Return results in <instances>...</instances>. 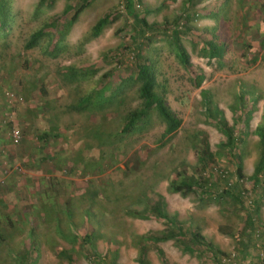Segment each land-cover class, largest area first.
<instances>
[{
	"label": "rangeland",
	"instance_id": "374dc122",
	"mask_svg": "<svg viewBox=\"0 0 264 264\" xmlns=\"http://www.w3.org/2000/svg\"><path fill=\"white\" fill-rule=\"evenodd\" d=\"M83 1L0 0V264H66L59 249L75 264H138L143 245L149 264H208L172 240H145L169 226L138 215L158 196L173 220L198 226L215 248L234 253L233 264H264L257 250L264 246V193L255 197L260 208L251 220V229L261 227L257 236L259 228H244L242 210L253 214V202L242 206L230 190L238 181L235 161L241 159L248 187L259 158L264 0H134L148 23L170 26L146 38L119 8L125 0H86L72 22ZM108 13L111 22L95 36L94 25ZM173 33L203 72L199 87L176 55ZM133 35L136 53L153 67L156 92L181 120L169 136L154 110L121 133L126 115L141 106L133 55L121 49ZM210 42L223 46L221 58L210 57ZM248 106L245 125L238 115ZM216 107L234 132L232 143L211 116ZM13 129L21 131L19 144L10 140ZM46 130L57 136L41 138ZM205 141L212 171L199 159ZM200 173L232 194L170 190L178 175Z\"/></svg>",
	"mask_w": 264,
	"mask_h": 264
},
{
	"label": "trees",
	"instance_id": "16d2710c",
	"mask_svg": "<svg viewBox=\"0 0 264 264\" xmlns=\"http://www.w3.org/2000/svg\"><path fill=\"white\" fill-rule=\"evenodd\" d=\"M190 3L194 2L195 0H188ZM86 2V0H85ZM84 1L81 3L80 7L74 9V13L71 17V21L74 22L77 16L83 11L86 6ZM85 3V4H84ZM136 7H138V3L136 5L134 0H125L124 5H121L119 8L121 11H125L127 16L132 17L134 21V33H141V35L146 38L148 36H153L159 33H166L169 31L170 26L166 23H148L142 14H139L136 11ZM67 10L65 14H67ZM111 13H108L101 17L97 23L93 27L94 35H98L101 30L107 26L111 22ZM170 40L174 45L176 55L179 58L180 62L191 71V73L195 74V86L199 87L203 78L202 70H197L191 64L189 60V56L179 41V38L176 34H172L170 36ZM219 42H210L208 43L210 47V57L214 58H221L224 54V49H222L221 45H218ZM121 49L128 50L133 55V63L135 67V76L136 80L139 83L138 88V95L141 100L140 108L134 109L130 111L126 117L124 118L123 125L121 127V133H127L131 131L137 123L139 118H142L146 115V113L150 110H154L159 117L165 122L166 128L164 131L163 136H169L175 133L180 125L181 120L176 116V114L166 105L165 99L162 95L156 92V76L153 71V67L149 61L146 59H142L141 56L138 55V40L136 39V35H133L128 38L121 46ZM256 97L252 96L250 99L251 102L255 104ZM240 100H242L240 98ZM209 100L205 101L204 104L207 106L208 111L210 112V104L208 103ZM242 111L245 114H242ZM239 116V122L244 123L247 125L248 119L245 121V118L250 116L253 112V106L244 109L242 108ZM220 116L221 119L217 116ZM211 116L215 118L219 127H221L226 135L227 142L232 143L234 141V132L231 127L223 120L222 112L216 107L215 112H211ZM242 119V120H241ZM244 119V120H243ZM51 134L49 131L46 130L44 135H41V138H47ZM254 135L258 137L259 143V158L254 166L253 173L250 177V184L249 188L244 187V180L246 179L242 173V161L236 160L233 164L234 170L233 174L238 177V181L234 183L233 187L230 190H234L236 194V199L242 205L247 207L249 204L253 202L254 205V212L253 214L244 209L242 210L246 221L244 222V228L249 229L250 232H255L254 228H259L256 230L257 236L260 235V226L257 224L253 229L251 226L253 225L251 220H256V213L260 208V197L257 199L256 196H262L264 193V118L261 124H259L255 130ZM52 136H57L55 133ZM39 139V138H38ZM199 159L201 161V167L203 169H208L212 171L211 165L216 164L212 154L208 150L207 142L204 143V148L200 152ZM214 170V168H213ZM216 171V170H215ZM221 177V173H219ZM213 176L212 174L210 177ZM177 178H173L172 181L169 183V188L173 193H179L182 196H187L190 193L200 194L205 198H213L216 199L220 195H230L232 191H225L220 188L217 183V186L213 185L210 182L209 177L205 176L204 174L200 173L199 175L187 176L186 175H178ZM218 180H221L220 178ZM213 185V186H212ZM238 186H241V191H238ZM215 190H213V189ZM263 192V193H262ZM220 193V195L218 194ZM218 195V196H217ZM255 198L256 200H254ZM259 200V201H258ZM165 200L162 196H158V199L150 206V208L144 214H138L141 217L151 218L156 221H162L169 224L168 228L163 229L158 234H151L145 237V240L150 242H160V241H168L172 240L174 243L181 249L184 254H189L191 256L197 257L199 260L208 263V264H233L235 254H226L219 249L215 248L210 242L207 241L204 235L201 233V229L198 226L193 225L192 223L185 224L180 223L176 220H173L170 217L168 211L165 208ZM258 214V213H257ZM253 218V219H252ZM57 230L59 233L62 232L61 226L58 224ZM252 230V231H251ZM238 237L239 234H238ZM264 235L262 236V238ZM1 238V236H0ZM91 239L90 236L86 235L83 237L82 241L86 243L87 240ZM239 240V238H238ZM237 240V241H238ZM258 250V257L263 259V256H260V251L264 249V246H257ZM146 252H147V245L141 246L138 252V264H149L146 259ZM161 254V251H158ZM262 252V251H261ZM58 256H60L66 264H75L71 253L65 250H58ZM108 257V256H107Z\"/></svg>",
	"mask_w": 264,
	"mask_h": 264
},
{
	"label": "built area",
	"instance_id": "2783aa9c",
	"mask_svg": "<svg viewBox=\"0 0 264 264\" xmlns=\"http://www.w3.org/2000/svg\"><path fill=\"white\" fill-rule=\"evenodd\" d=\"M22 139V134L19 129H13L10 133V140L13 144H19ZM262 251V252H261ZM260 251V256L264 257V249Z\"/></svg>",
	"mask_w": 264,
	"mask_h": 264
}]
</instances>
